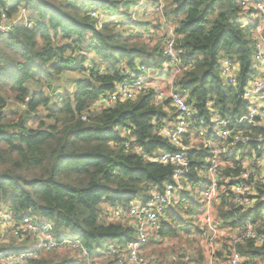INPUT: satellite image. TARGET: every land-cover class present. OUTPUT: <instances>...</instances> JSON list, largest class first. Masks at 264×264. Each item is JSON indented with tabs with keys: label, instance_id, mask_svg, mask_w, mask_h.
<instances>
[{
	"label": "trees",
	"instance_id": "trees-1",
	"mask_svg": "<svg viewBox=\"0 0 264 264\" xmlns=\"http://www.w3.org/2000/svg\"><path fill=\"white\" fill-rule=\"evenodd\" d=\"M131 1L1 2L8 16L22 7L30 26L0 33V204L10 208L14 220L30 213L51 221L58 239L79 240L92 257L104 256L110 245L122 248L135 239L128 225L105 221L106 209L147 201L152 192L163 190L172 171L125 150L120 136L129 130L147 154L175 151L156 135L160 123L172 116L153 104L152 92L108 109H94L100 97L124 81V67L134 69L141 61L160 70L165 62L161 41L151 32L157 26L136 19L138 14L128 9ZM239 11L236 0H165L164 15L178 35L175 51L182 65H189L176 80L177 92L186 96L197 119L209 118L210 102L222 116H237L243 110V102L219 76L225 58L238 62L240 87L253 75L251 26L236 23ZM92 12L98 16L91 17ZM144 35L155 41L153 46L143 40ZM68 74L81 79L71 94L64 93L51 104L50 95L70 84ZM8 100L25 109L4 114ZM84 115L86 121L81 120ZM29 118L39 120L36 128L27 127ZM206 154L205 150L191 154L193 170H204ZM196 157L201 160L197 166ZM189 181L194 184L191 192L180 195L143 248L148 254L151 246L157 247V238L178 239V248L166 244V250H156L159 257L152 253L158 264H206L201 239L199 247L192 238V223L183 218L199 223V182L193 174ZM225 203L217 208L219 228L258 222L264 213V191L247 211H229ZM255 232L264 238V220ZM237 251L242 264L264 262V242L257 247L249 239L237 245ZM219 258L223 260L221 254ZM78 263L70 257L40 256L28 264Z\"/></svg>",
	"mask_w": 264,
	"mask_h": 264
},
{
	"label": "built area",
	"instance_id": "built-area-1",
	"mask_svg": "<svg viewBox=\"0 0 264 264\" xmlns=\"http://www.w3.org/2000/svg\"><path fill=\"white\" fill-rule=\"evenodd\" d=\"M9 1L3 0L5 3ZM151 1L154 4L150 14L157 16V29L151 32H156L161 41L165 59L162 68H149L141 61L134 69L124 67V81L117 84L111 94L100 97L94 109H108L117 102L133 101L152 92L153 104L172 116L171 120L160 123L156 135L166 140L175 151L147 154L129 130L121 131L120 136L124 138L125 150L133 151L146 161L170 167V181L162 191L152 192L145 202L134 200L124 207L106 209L105 221L127 224L135 231V239L122 248L110 245L102 257L89 255L77 239H58L51 221L30 213L14 220L10 208L0 204V244L9 245L2 246L6 248L0 251V264H28L42 254L60 251H69L72 259L80 264H155L156 258L147 256L143 248L173 210L180 195L193 187L189 181L192 174L199 182L201 208L198 224L206 264H242L243 257L237 251V245L249 239L257 247L263 244L264 238L255 232V228L264 220V213L258 222L246 221L235 228H219L217 208L226 202L224 209L247 211L253 207L259 192L264 191V0H236L240 10L236 23L242 28L251 26L253 75L240 87L238 62L225 58L219 67L223 84L243 102L241 114L222 116L214 102H210L207 105L209 118L200 119H197L196 110L187 104L186 96L177 92L176 80L189 65H182L175 51L178 35L175 25L164 15L165 0ZM1 2V34L10 33L15 26H30L22 7L15 15L8 16ZM142 2L147 4L149 0ZM134 12L139 15L141 11L136 9ZM90 15L94 18L98 13ZM143 38L150 47L154 45L155 41L150 42L147 35ZM20 107L25 109L24 105ZM86 119L85 115L81 118L82 121ZM201 150L207 153L204 170H193L191 154ZM228 238L225 249L223 242ZM20 243H33L34 249L17 250L15 246ZM220 254L223 260L219 258Z\"/></svg>",
	"mask_w": 264,
	"mask_h": 264
},
{
	"label": "rangeland",
	"instance_id": "rangeland-1",
	"mask_svg": "<svg viewBox=\"0 0 264 264\" xmlns=\"http://www.w3.org/2000/svg\"><path fill=\"white\" fill-rule=\"evenodd\" d=\"M125 1V0H124ZM153 1L149 0V2L147 4L143 3L142 0H135L133 2V0L129 3V6H128V9L131 10V11H135L136 9H140V14L137 15V17H135L136 19L139 18V20L143 23H152L154 25V27L156 26V23H157V16H155L156 14L152 13L150 14L151 12V7L153 6ZM119 13H113L114 16H118ZM106 16V14H104ZM133 30H135V27H132ZM68 83L70 82V84L66 85V88L65 90H59L57 91V93H54V94H57V95H50V101H51V104L55 103L58 99V97L62 96L64 93L65 94H71L70 90L73 91L74 88H75V83L78 82L80 79H81V75H77V74H68ZM64 89V88H63ZM32 91L34 92L35 90L32 88ZM64 91V92H63ZM51 106V105H50ZM21 110L22 108H18V106L15 105V103L13 102V100H8V105L7 107L5 108L4 110V114L6 115H14V114H19L21 113ZM44 112V111H43ZM41 114V111L39 112ZM39 114V117H41V115ZM9 117V116H8ZM39 123V120H35L34 118H29L27 119V127L29 128H36L37 124ZM195 161L197 162L196 163V166L198 164H200L201 160L196 157ZM186 221H189L192 223V229H191V234H192V238L194 239L196 245H198L200 247V230H199V224L197 222V220H194L188 216H185L183 217ZM127 226V224H124ZM186 239V238H185ZM171 240V241H170ZM170 240H161L159 238H157V241H159L157 244V247H154L151 246L150 249H149V252L148 254H146L147 256H150V257H155L156 258V263L155 264H158V254L156 253V250H166L167 248L164 247L166 246V244H169V247H171L172 245L175 244V249L178 248L179 246V242H178V239H170ZM2 246H9V245H4L3 243L0 244V247ZM13 245H11L12 247ZM16 249L17 250H21V249H24L26 251H30L32 249H34V245L33 243H20V244H17L16 246ZM183 247L186 249L187 246L183 244ZM203 249V248H202ZM177 251V250H176ZM186 251V250H185ZM167 252L169 253V250H167ZM178 252V251H177ZM187 252V251H186ZM152 253H156L155 254H152ZM55 258V259H59V258H62V257H71V255L69 254V251H60L59 253H48V254H42L41 258ZM159 257V256H158ZM72 258V257H71ZM109 259V258H108ZM159 261H160V258H159ZM79 264V263H78Z\"/></svg>",
	"mask_w": 264,
	"mask_h": 264
},
{
	"label": "crops",
	"instance_id": "crops-1",
	"mask_svg": "<svg viewBox=\"0 0 264 264\" xmlns=\"http://www.w3.org/2000/svg\"><path fill=\"white\" fill-rule=\"evenodd\" d=\"M78 75V74H77Z\"/></svg>",
	"mask_w": 264,
	"mask_h": 264
}]
</instances>
